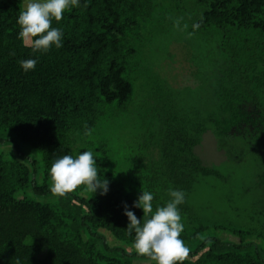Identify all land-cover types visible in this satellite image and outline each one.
I'll use <instances>...</instances> for the list:
<instances>
[{
  "label": "trees",
  "instance_id": "obj_1",
  "mask_svg": "<svg viewBox=\"0 0 264 264\" xmlns=\"http://www.w3.org/2000/svg\"><path fill=\"white\" fill-rule=\"evenodd\" d=\"M187 1L198 17L188 32L201 38L208 31L221 33L222 40L215 55L199 50L194 57V69L206 64L214 69L194 73V96L186 98L159 76L152 81L138 63L161 0H80L62 20H53L63 32L62 47L46 53L33 52L19 37L21 1L0 0V130L17 140L16 156L0 154V264H130L98 252L97 231L134 245L124 211L126 205L143 222L142 209L133 207L141 190L154 194L155 209L166 203L170 189L183 190L186 197L197 176L217 177L216 169L194 153L203 134L210 130L230 141L246 137L264 155V0ZM170 4L164 9L179 8ZM243 32L242 39L234 38ZM27 59L37 64L25 72L20 61ZM137 81L144 84L140 97L146 98L133 103ZM130 106L143 119L153 117L151 109L162 113L161 136L153 148L158 158L135 159L114 170L102 141L92 150H100L94 157L98 175L109 181L107 193L92 194L81 185L63 197L54 194L49 174L54 160L88 151L77 142L89 136L86 130L93 134L105 118L126 116ZM19 144L39 154L40 183ZM29 190L45 201L27 198ZM182 205L180 211L188 213ZM215 227L238 241L201 238L177 264H264L261 233ZM208 228L202 223L184 227L181 239L196 243Z\"/></svg>",
  "mask_w": 264,
  "mask_h": 264
},
{
  "label": "rangeland",
  "instance_id": "obj_2",
  "mask_svg": "<svg viewBox=\"0 0 264 264\" xmlns=\"http://www.w3.org/2000/svg\"><path fill=\"white\" fill-rule=\"evenodd\" d=\"M20 1L24 8L26 0ZM189 2L161 0L162 8L157 9L159 15H154L146 28L149 32L147 35L149 41L144 44L145 52L138 60L139 65L149 71L152 81L159 76L163 85L167 84L186 98L191 92L194 96V73L201 76L214 69L209 64L199 65L194 69V57L199 50H208L211 56L215 55L218 51L215 47L220 45L222 40L221 33L208 31L204 38H201L188 32V28L198 18L196 9ZM168 4L170 7L177 5L179 8L165 10ZM177 19H180L178 27L175 26ZM185 24L187 28L184 27ZM244 35L245 32L234 38L239 40ZM140 81H137L134 87L133 103L146 98L140 97V94H145L141 89V85L144 84ZM156 82H151V85L155 86ZM109 109L104 111L105 117L110 115ZM159 111L151 109L153 117L143 119V113L130 106L126 116L118 114L105 118L93 134L85 137L84 141L78 139V146L92 151L93 154H99L100 150L93 151L92 147H98L100 142L104 141L114 170L123 169L129 163L136 162L135 159L144 162L156 160L158 156H155L157 153L153 148L158 146L161 136L159 116L162 113ZM191 114L192 112L188 115ZM14 138L13 133L0 130V139L3 140L2 143L0 141V154H4L6 158H12L13 154L16 156L14 151L17 140ZM86 141L89 142L88 145L85 144ZM256 143L240 136L231 141L216 138L210 130L203 134L194 153L204 166L215 168L218 176H197L182 203L188 210V213L180 211L184 227H190L194 223L206 224L209 227L196 243L193 241L186 244L190 251L204 237L238 241L227 231L215 226L252 230L261 233L264 238V155L258 153ZM18 148L26 156L24 160L30 166V170L36 169L32 178L36 177L40 183L42 172L39 154L27 146L22 147L21 144ZM25 196L45 201L43 197L36 196L30 190L26 191ZM170 199L168 196L166 202ZM97 233L100 241L97 251L104 256L129 261L130 264H156V261L138 254L134 245L114 238L105 230H98Z\"/></svg>",
  "mask_w": 264,
  "mask_h": 264
},
{
  "label": "clouds",
  "instance_id": "obj_3",
  "mask_svg": "<svg viewBox=\"0 0 264 264\" xmlns=\"http://www.w3.org/2000/svg\"><path fill=\"white\" fill-rule=\"evenodd\" d=\"M79 5L80 0H26L17 19L19 37L33 52L46 53L53 46L57 49L62 47L63 32L52 26L53 20L59 22L66 10ZM179 25L180 19H177L175 26ZM184 27L187 28V25ZM197 27L193 25V28ZM36 64V59L20 61L25 72L34 70ZM91 132L92 129H87L85 135ZM99 172L92 151H83L75 157L63 155L56 158L50 167L51 191L63 197L83 185L89 193L94 194L99 189L101 195L106 194L109 181L98 175ZM169 196L171 199L168 202L154 209V194L141 190L133 207L142 209L143 222L125 205L124 215L129 221L126 230L129 235L135 233L134 248L138 254L156 261V264H177L185 261L190 254V249L181 239L184 224L178 207L184 203L185 192L170 189Z\"/></svg>",
  "mask_w": 264,
  "mask_h": 264
}]
</instances>
